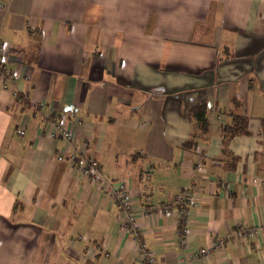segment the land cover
Wrapping results in <instances>:
<instances>
[{
    "label": "crops",
    "instance_id": "1",
    "mask_svg": "<svg viewBox=\"0 0 264 264\" xmlns=\"http://www.w3.org/2000/svg\"><path fill=\"white\" fill-rule=\"evenodd\" d=\"M0 61L27 91L0 85V264H264V0H0ZM53 116L127 180V230L39 136ZM186 185L187 220L164 213Z\"/></svg>",
    "mask_w": 264,
    "mask_h": 264
},
{
    "label": "built area",
    "instance_id": "2",
    "mask_svg": "<svg viewBox=\"0 0 264 264\" xmlns=\"http://www.w3.org/2000/svg\"><path fill=\"white\" fill-rule=\"evenodd\" d=\"M21 93L17 91L14 95ZM49 120L48 128L40 131L39 136L48 140L53 141L55 139H61L66 142L65 148L73 149L72 155L69 156L71 171L78 175L79 177L88 178L91 183L98 185L100 189H105L111 198L112 204L118 205L120 208V215L118 220L119 229H128V225L132 223L134 217L130 212L131 207L134 205L132 200L131 192L127 186V180L120 181H110L103 174L102 170L99 168V163L93 157H86L80 154L75 147L76 136L73 131H71L67 125L65 119H53ZM19 134H23L22 130H18ZM67 148V149H68ZM64 153V151H63ZM60 155L59 157H61ZM198 205L196 192L193 185L184 186L178 193H176L164 207L163 212L166 214H175L178 219L187 220L189 214L190 206ZM181 238V248L189 249L190 243L192 241L189 234V230L185 229L182 232ZM221 243H215L211 248H202L198 255L201 258L212 257L214 255V250L221 248ZM140 256H142L145 264L155 263V253L153 251H148L144 248V245L139 247ZM191 255L188 252L184 255L183 264H191Z\"/></svg>",
    "mask_w": 264,
    "mask_h": 264
},
{
    "label": "rangeland",
    "instance_id": "3",
    "mask_svg": "<svg viewBox=\"0 0 264 264\" xmlns=\"http://www.w3.org/2000/svg\"><path fill=\"white\" fill-rule=\"evenodd\" d=\"M3 64V63H2ZM15 77L11 74L10 70L4 65H0V85L2 89H9L11 96L16 100H23L27 97V91L20 88L16 85ZM18 92L17 95H14L15 92ZM58 116H53V119H57ZM100 168V164H99ZM101 169V168H100ZM156 259V258H155Z\"/></svg>",
    "mask_w": 264,
    "mask_h": 264
},
{
    "label": "trees",
    "instance_id": "4",
    "mask_svg": "<svg viewBox=\"0 0 264 264\" xmlns=\"http://www.w3.org/2000/svg\"><path fill=\"white\" fill-rule=\"evenodd\" d=\"M0 65H2L1 61H0ZM205 111H206V105L205 104H199L197 106L192 107V109H191V112L194 113V115L197 118V120L202 122V123L206 121ZM58 118L62 119L61 117H58Z\"/></svg>",
    "mask_w": 264,
    "mask_h": 264
}]
</instances>
